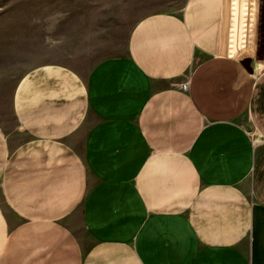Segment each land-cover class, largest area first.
Wrapping results in <instances>:
<instances>
[{
	"label": "crops",
	"instance_id": "obj_1",
	"mask_svg": "<svg viewBox=\"0 0 264 264\" xmlns=\"http://www.w3.org/2000/svg\"><path fill=\"white\" fill-rule=\"evenodd\" d=\"M140 1L123 53L2 96L0 264H264V66L227 0Z\"/></svg>",
	"mask_w": 264,
	"mask_h": 264
},
{
	"label": "rangeland",
	"instance_id": "obj_2",
	"mask_svg": "<svg viewBox=\"0 0 264 264\" xmlns=\"http://www.w3.org/2000/svg\"><path fill=\"white\" fill-rule=\"evenodd\" d=\"M148 1L0 0V102L24 71L59 62L85 71L96 61L121 54L129 30ZM225 53L252 56L264 66V0H227ZM0 118L12 124L7 107Z\"/></svg>",
	"mask_w": 264,
	"mask_h": 264
},
{
	"label": "bare ground",
	"instance_id": "obj_3",
	"mask_svg": "<svg viewBox=\"0 0 264 264\" xmlns=\"http://www.w3.org/2000/svg\"><path fill=\"white\" fill-rule=\"evenodd\" d=\"M240 60H241V62L243 64V66L245 67V69L248 72L252 73L251 72V71H253V65H252L253 58H252V56H243V57L240 58Z\"/></svg>",
	"mask_w": 264,
	"mask_h": 264
},
{
	"label": "built area",
	"instance_id": "obj_4",
	"mask_svg": "<svg viewBox=\"0 0 264 264\" xmlns=\"http://www.w3.org/2000/svg\"><path fill=\"white\" fill-rule=\"evenodd\" d=\"M182 87L185 88L186 87V84H183Z\"/></svg>",
	"mask_w": 264,
	"mask_h": 264
},
{
	"label": "water",
	"instance_id": "obj_5",
	"mask_svg": "<svg viewBox=\"0 0 264 264\" xmlns=\"http://www.w3.org/2000/svg\"><path fill=\"white\" fill-rule=\"evenodd\" d=\"M251 72H254V71H251Z\"/></svg>",
	"mask_w": 264,
	"mask_h": 264
}]
</instances>
